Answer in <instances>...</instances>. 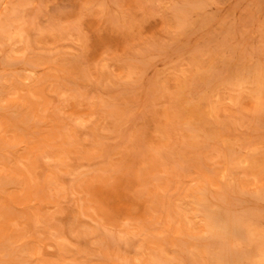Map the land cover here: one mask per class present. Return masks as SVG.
I'll return each mask as SVG.
<instances>
[{
    "label": "rangeland",
    "instance_id": "rangeland-1",
    "mask_svg": "<svg viewBox=\"0 0 264 264\" xmlns=\"http://www.w3.org/2000/svg\"><path fill=\"white\" fill-rule=\"evenodd\" d=\"M0 264H264V0H0Z\"/></svg>",
    "mask_w": 264,
    "mask_h": 264
}]
</instances>
